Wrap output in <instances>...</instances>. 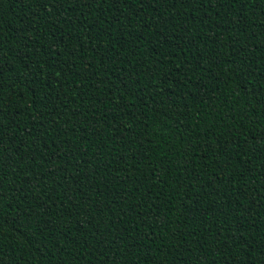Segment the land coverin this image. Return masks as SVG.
<instances>
[{"label": "trees", "instance_id": "obj_1", "mask_svg": "<svg viewBox=\"0 0 264 264\" xmlns=\"http://www.w3.org/2000/svg\"><path fill=\"white\" fill-rule=\"evenodd\" d=\"M171 3L0 0L3 264H264V0Z\"/></svg>", "mask_w": 264, "mask_h": 264}, {"label": "snow or ice", "instance_id": "obj_2", "mask_svg": "<svg viewBox=\"0 0 264 264\" xmlns=\"http://www.w3.org/2000/svg\"><path fill=\"white\" fill-rule=\"evenodd\" d=\"M95 2L96 0H44V3L48 4L49 6H54L56 8L57 20H59L60 18L61 11L79 12L81 8H88L91 4ZM124 2H126V0H113V3H124ZM224 2L225 0H216V3L219 6H223ZM227 2L229 4H235L236 0H227ZM246 2L247 0H240L241 5L245 4ZM176 3H184L186 6L188 4L200 5V4H205V3L211 4L212 0H172L171 6L175 7ZM66 4H67V8H65ZM122 50L123 49H121V51ZM24 67L27 69V64H25ZM2 78H3V70L0 69V79ZM165 83H166V79L161 81L162 85ZM2 87L3 85H0V88ZM262 87H264V85H262ZM36 90L39 91V88H37ZM0 95H2V93H0ZM2 130H3V124H0V140H3ZM3 167H4L3 162L2 160H0V225H2L5 220L6 210L14 207V202L6 201L3 198V193H2V189L4 187L3 185L4 176L2 174ZM14 212H15V217H14L15 219H23L25 221L34 219V215H35L34 209L30 207H20L18 204L15 205ZM35 228H39V224H36ZM109 243L110 244L115 243V241H109ZM0 264H3L2 245H0Z\"/></svg>", "mask_w": 264, "mask_h": 264}]
</instances>
